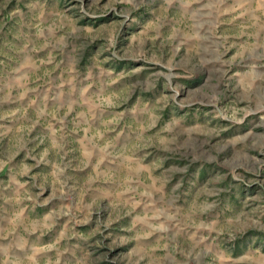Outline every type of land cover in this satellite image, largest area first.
<instances>
[{"label":"rangeland","instance_id":"rangeland-1","mask_svg":"<svg viewBox=\"0 0 264 264\" xmlns=\"http://www.w3.org/2000/svg\"><path fill=\"white\" fill-rule=\"evenodd\" d=\"M0 264H264V0H0Z\"/></svg>","mask_w":264,"mask_h":264}]
</instances>
